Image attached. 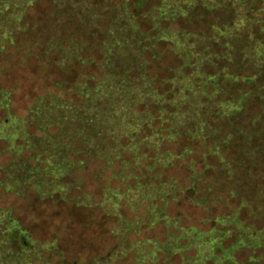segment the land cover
I'll return each mask as SVG.
<instances>
[{"label":"rangeland","instance_id":"obj_1","mask_svg":"<svg viewBox=\"0 0 264 264\" xmlns=\"http://www.w3.org/2000/svg\"><path fill=\"white\" fill-rule=\"evenodd\" d=\"M215 1L179 0L178 4L192 7V4L203 3L212 7L217 6ZM253 1L256 4L252 7L247 0H227L226 4L234 9V20L230 24H219L232 20L229 9L219 8L190 13L162 27L158 25L161 16L171 19L180 10L176 1L169 0L151 16L155 37L173 42L177 53L182 55L183 65L192 72L185 74L180 70V61L170 45H161L156 57L150 52L144 56L149 71L142 72L143 84L137 86L130 80L129 68L120 70L114 59V50L123 47L125 42L119 35L109 36L113 41L105 44L104 74L99 69L101 50L97 43L107 19L90 26L89 21L80 19L81 9L79 14L59 15L52 0H0V92L5 90L0 93V264H183L184 257V264H264V228L257 230L244 225L235 211L229 216L217 217L229 214L232 207L241 204V198L231 194V190L240 185L222 174L221 169L209 170L201 180L198 173L205 171L206 165L203 150L195 142H201L205 157H216L226 165L222 151L230 145L231 135L211 144H207V140L221 137L217 125L222 120L230 121L231 128H236L231 120L243 113L246 101L254 94H263L264 40L255 35V28L264 34V0ZM86 2L94 4L96 12L107 15L103 9L121 0L110 4L108 0ZM155 2L133 0L130 7L134 3L132 8L143 12ZM26 13L28 30L20 33ZM211 25L209 36L176 31L187 28L208 33ZM168 26L171 28H166ZM73 34L78 39H88L85 55L96 60L89 65L74 62L63 71L57 66L60 55L52 48L47 51L46 47L53 35L63 36L55 38L58 42ZM245 34L253 45L245 48L242 55L244 61L256 64L253 74H234L229 66L212 74L203 70L206 63L218 66L214 64L218 60L232 64L236 56L233 42ZM150 38L152 35L142 36L136 45L143 46ZM210 42L219 44L220 52L211 51ZM80 53L81 46L70 43L61 51L60 66L66 69L64 66L76 57L79 59ZM177 67L179 70L169 84L166 78L173 75L170 72ZM149 73L162 92L171 85L172 96L156 93L146 79ZM66 81L67 86L59 83ZM241 83H249L255 90L236 96L232 89ZM75 84L80 86L74 94H68L66 88L72 89ZM247 88L242 86L239 90ZM79 94L84 101L74 103L82 101ZM35 102L37 105L33 106ZM153 104L158 106L155 111L150 109ZM255 110L253 112L257 113ZM76 123L87 133L76 129ZM32 124L39 127L41 134ZM58 126L59 133L53 135L51 132H56ZM79 136L88 149L86 154L93 153L95 157H102L98 158L100 160L72 157L74 151L69 144H78ZM62 140L66 145H61ZM162 144V151H170L175 159L170 166L156 169L154 174L175 179L178 186L177 198L168 204V215L178 220L180 226L210 230L205 235L183 230L181 234H168L166 240L170 221L154 228L150 226L152 222L146 223L147 217L139 221L140 224L134 221L145 211L154 220L153 198L156 195L165 198L174 193L173 182H155L153 169L147 165L150 164L147 155L141 154L142 148H159ZM186 148L191 153L183 155ZM143 150H148L150 157L156 155L154 149ZM77 155L82 156V152ZM158 159L162 161V157H158L156 162ZM115 160L119 167L118 163L114 164ZM254 164L255 173L249 175L250 164H247L237 172L236 178L245 185L243 187L252 185L249 189H260L264 184V166ZM77 168L73 180L80 179L82 183L71 185L65 178ZM195 171L197 176L192 179ZM126 179H133L136 186L127 188L130 181ZM105 189L108 190L103 196ZM83 193L89 197H84ZM83 201L86 205H76ZM248 203L253 209L260 205L258 197ZM121 213L133 220L136 228L132 232L134 227L127 229L130 232L126 234L127 242H132V250H128L129 246H119L127 232L123 230ZM262 213L264 216V210ZM249 218L258 220L254 213ZM216 225L224 229L219 232ZM22 228L36 241L52 246L53 251L43 255L49 247L41 245H34L32 252L21 247L25 254L19 252L20 249L13 251L8 240L15 232L25 234ZM152 239L166 241L157 246L156 242L148 244ZM213 246L214 252L210 250ZM183 250L182 254H169ZM207 251L208 256L211 251L216 257H206L203 253Z\"/></svg>","mask_w":264,"mask_h":264},{"label":"trees","instance_id":"obj_2","mask_svg":"<svg viewBox=\"0 0 264 264\" xmlns=\"http://www.w3.org/2000/svg\"><path fill=\"white\" fill-rule=\"evenodd\" d=\"M112 1L113 0H108L109 4ZM168 1L169 0H156V2L151 4L147 8L146 11L140 12L139 8H137V7L132 8L133 5L135 6L134 3H132V6L130 7L131 2H133V0H121V2L117 3L116 5L111 4L112 6H108L107 8H104L103 11L106 12V14H107V15H105L104 13L96 12L94 4H92V3L88 4L86 2V0H81V1H77V0H52V2L56 6L55 10H57V11L59 10V15H61V13H67V14L74 15L75 13H78L79 9H81V11L83 13H81V11H80V14H81L80 19L83 21L84 20L89 21L90 26L99 23L102 19H107L106 20V26L100 34V42L97 43L99 45L100 50H101V60H100V64H99V67H100L99 69L104 74L103 62L105 60V53H106L105 44L113 41L110 39L109 36L111 35L112 38H114L115 36L119 35L120 37H122L125 40V42H124L123 47L114 50V52H113L114 53V59L116 60V63L119 65L120 70H123V69L125 70V69L129 68L130 80L132 82H134L137 86H142V84H143V82L140 81L142 78V72H144L145 69H148V71H149L147 61L143 60L144 56H146V54L150 52V53H152V56L156 57L158 55V47L161 45H166V44L170 45L171 51L176 54L177 59L180 61V65L178 66L180 68V70L183 69V72L185 74H189L192 72V70L189 67H187L186 65H183L182 55L177 53L175 45L173 42H171L170 40H163L161 37H158V36L155 37L157 35V33L154 31V22H153L151 16L155 11L157 12V10L159 8H163L164 6H166L168 4ZM174 1H176V3L178 4L179 0H174ZM226 1L227 0H216L215 2L217 4V6H212V7L205 6V4H203V3L192 4V7H190L188 5H184L182 3L178 4V5L176 4L180 8L179 13L174 15L171 19L167 18V16H163V17L161 16L160 20L158 21V25L163 27V25L166 23L173 24V23L177 22L179 18L188 17L190 15V13H194V12L201 11V10H207L210 12V10H217L219 8H223L225 10L229 9L232 12V20L230 22L225 20L223 22H220L219 24L220 25H222L223 23L230 24L234 20V9L232 8L231 4H226ZM247 2H248V5H251L252 7L256 4L255 1H253V0H247ZM8 9H12V8H8ZM27 16H28V14L26 13V15L24 16L23 22H22V31L20 33H22L23 31L26 32L28 30ZM120 23H121V26L118 27V24H120ZM144 24L146 26L148 25V27L145 28ZM214 24H217V23H214ZM213 25H211L210 31L208 33H205V32H202V31H199L196 29L189 30L187 28H180V29H177L176 31H186L188 33L209 36L211 34V29H212ZM166 28H171V27L168 26ZM115 31H117V33H114ZM255 31H256L255 35L259 39L264 40V34H262L258 31V27L255 28ZM146 35H149V36L152 35V38H150V41L147 43L141 42V44L143 43V46L136 45L139 38L142 36L145 37ZM76 36L77 35L73 34V35H70L68 38H65L64 40H59L58 42H56L55 38L57 39V38H61L63 36L53 35V37L50 38L48 45L46 47L47 51L50 50V48H52V49H55L56 52L60 55V59L57 62V66L60 69H62L63 71H67L69 69L70 65L74 62H81L83 64L89 65V64L94 63L96 60L92 56H86L85 55V53L88 52V46H89L88 39L85 38V40H81V39H78ZM65 42H66V45L63 44ZM72 42L73 43L75 42L81 46V53L79 55L80 58L78 59V57H76V59H73V61L69 65L64 66L66 68V69H64L63 67L60 66V63L62 62L61 51L63 52L65 49H67L69 47L70 43H72ZM193 42H195V41L193 40L192 43ZM252 45L253 44L250 42V37L248 34L240 36V38H237V40H235L233 42V46H234V48H236V56H235L232 64L225 63L223 60H218V61H215V63H214V64H218V66H215L213 64L211 65V63H206L203 70L206 71L207 73L212 74V73H215L220 68L229 66L230 69L233 68L232 72L234 74H238V75L253 74L257 70L256 64L254 62H251V61H244L243 55H242L244 52V49L248 48V47H252ZM209 46H210V50L213 51L214 53L220 52L221 46L219 44L210 42ZM61 48H64V49L61 50ZM1 63L2 62H0V65H1ZM178 67L176 69H173V71L170 72L173 75L168 76L166 78V81L168 83H169V80L172 79L173 77H175V75L177 74V72L179 70ZM135 73H137L138 75L135 76ZM145 76H146V79L148 80V82L152 85V87H153L152 89H154V91L156 93H158L159 95L166 94V95L172 96L171 93L173 91V88L171 85H170L169 90L162 92L159 89V86H157V84H155V82L153 81V78L150 75V73L148 75L146 74ZM86 77L91 78L90 76H86ZM94 78L96 79L99 77H94ZM136 79L138 80L137 82L134 81ZM59 83H64V85H66V86L68 85L67 81L66 82H59ZM78 86H80V85L75 84L72 89L66 88V92L68 94H70V93L74 94L76 91V88ZM94 86H95V84H94ZM224 86L227 88L230 87L228 84H225ZM242 86H246L248 88L245 90L244 89L239 90V88ZM232 90H234V94L236 96H240L241 93H246V92L248 93L250 91L255 90V86H252L249 83L248 84L241 83V84L235 86ZM2 91H5V90H2ZM7 91L10 94L12 93L11 90H7ZM65 96L66 95H64V99L66 100ZM261 96H262V98H261ZM261 96L254 94L253 98L248 99V101H246V103L243 107V113L240 114L238 117L237 116L234 117L231 120V122L233 121L235 123L236 128H231L230 121L222 120L217 125L221 129V134H222L221 137L220 138L213 137V138H209L207 140V144H211L214 141H219V140L221 141V140L225 139L227 134L231 135L230 145L222 151L223 156L225 158L226 165L221 164L216 157H213V156H210L208 158L205 157L204 156L205 151H204V148L200 144L201 142L195 141V142L199 143V147H201L203 150V157H204V162L206 165L205 171L201 172V174L198 173V175L201 176V180H202V178L204 179L207 176V173L209 170L216 171L218 169H221L222 174H227L233 180H236V182H238L237 185H240L239 188L237 187V188H234L233 190H231V194L234 198H237L239 196V198H241L239 200L241 204L237 207H232L229 214H222V215H218L217 217L224 216V215L229 216L235 211V213H237V215H238V220L241 223H243L244 225H247V226H253L257 230H261L264 228V216L262 213V210H264V196H262V195H264V184L260 189H257V188L249 189L252 185H249L247 187H243L245 185H242L241 180H238L236 178V175H237V172L239 170L243 169L247 164H250L249 175L255 173V167L256 166L254 163H256L258 167L260 165L264 166V91H263V94H261ZM80 97H81V95H80ZM11 99H12V96H11ZM83 101H84V99L82 98V101L74 102V103H80ZM36 105H37V102H35L33 106H36ZM154 105H155V107H154ZM156 105L157 104H153L152 106L150 105L151 107L150 106L149 107L151 110L155 111L156 109H158V106L156 107ZM253 109H256L255 111H257V113H254ZM31 110H33V109H31ZM212 124L215 125L214 123H212ZM157 125H158V123L155 122L154 126L156 127ZM75 126H76V129H79L82 133H87L84 131L83 126L81 124L76 123ZM31 127H35L38 134H41V130L39 129L38 126L32 124ZM260 127L262 130L261 129L257 130ZM72 130H75V129H72ZM59 131H60V127L58 126V129H56V132H54V133L51 132V133L53 135H56L59 133ZM183 137H186V136L184 135ZM183 137H181V138H183ZM77 141H78V144H73V145L69 144L70 146H72L73 151H74V153L73 152L71 153L72 157L75 156V159L79 158V157H82V158L91 157L92 159H90V161L100 160L98 158H102L99 156L95 157L93 153H90V155H88V153L86 154V151L88 149H85L86 145H85V143H82L83 140L80 136L77 139ZM126 142H128V139H126ZM61 145H66V142L64 140H62ZM163 145L164 144H162L159 148H155V147L142 148L141 154L145 153V155H147V158H148L149 163H150L147 165H149L151 167V169H153L152 170V173H153L152 177H153V179H155V182L157 184H159L163 180L173 182L174 183V185H173L174 186V193L170 192L171 194H169L168 197L165 196V198H161L159 195H156L153 198V202L155 205V208L153 209V214H154L153 217L155 218L154 220H152L151 217H149L146 214L147 212L145 211V214L143 216H136L138 218H136L134 221H136L137 224H140V222H143V219L145 217H147V219H149V220L146 223L148 225L151 224V222L153 223V225H150L151 227H153L159 223H165L166 224V222L172 221L173 224H170V222L168 223L170 228H168L166 226L168 229L166 240L168 239V234H173V235L179 234V233L181 234V233H184V231L190 232V233L195 232L196 234L205 235L210 230H208V231L200 230L199 228H197L195 226H191L188 228L184 227V226H180L178 220H176L175 218L170 217L168 215V204L170 203L171 200L177 198L178 186H177V182L175 179H165V178H163V174H154L156 169H158L160 167L165 168V167L170 166L175 159L174 155H172V153L170 151H162ZM62 148H64V146H62ZM143 149H149V150L154 149L156 151V155L153 157H150L149 151L148 150L144 151ZM242 151H245V154ZM78 152L79 153L82 152V156H78L77 155ZM186 153H191V151L188 148H186V150H184L183 155H185ZM228 153L229 154L233 153V155L232 156L228 155ZM126 157H130V156H126ZM158 157H162V159H161L162 161H160L158 159V162H156ZM166 157H169V158H166ZM209 159L212 162H209L208 161ZM130 160H132V158ZM101 161H104V160H101ZM115 163H118L117 167H119V162L117 160H115L114 164ZM262 163H263V165H262ZM192 167L194 168V165H192ZM78 169L79 168H77L75 171L71 172L70 176L65 178L66 181H70L71 185H74L77 182L82 183V181L80 179L73 180V179H75L73 177L76 174V172L78 171ZM196 172L197 171H195L194 175L191 176L192 179L197 176ZM126 181H130V183L127 185V188H133L136 186V183L133 179H126ZM132 181H134V185H133ZM194 186H196V184H194ZM107 190L108 189H105L103 196H105V193L107 192ZM253 191H256V193H254ZM83 194L86 195L84 197H86V198L89 197L87 194H85V193H83ZM211 197L214 198V196H211ZM255 197H258L259 201H260V205L257 207V209H253L252 207H250V205L248 203L251 200L255 199ZM59 198H60V196H59ZM86 198H84V200ZM260 198L263 200V202L260 200ZM60 199L62 200L64 198H60ZM162 199H165V200H162ZM124 200H126V198H124ZM205 203L206 202H204L202 205H205ZM84 204L86 205V203L83 201V202L77 203L76 205L80 206V205H84ZM127 204L129 205L128 202H127ZM199 204H200V202H199ZM141 206L143 207V205H141ZM129 207H130V205H129ZM142 207H141V209H142ZM139 210L140 209H138L137 211H139ZM253 213L255 214V216L257 217L258 220H256V219L251 220L249 218V216ZM121 214L123 217L122 218L123 221L121 222L124 225L123 230L127 231V232H125L124 235L122 236L119 246L120 247L129 246L131 248H129L128 250H132V246H131L132 242H127L128 238H127L126 234H129L130 231L131 232L135 231L136 228H135L134 224L132 223L133 220L131 221V220L127 219L123 213H121ZM129 225H130V227H128ZM132 227H134V229H132L130 231L127 230V229H130ZM136 227L140 228L139 225L138 226L136 225ZM214 227H217V229ZM214 227L213 228L219 232H221L224 229L223 226H220V225H216ZM171 228H173V230H170ZM24 232H25V234L21 233V235H19L17 232H15L12 235V237H10V239L8 240V245L13 251H15V250L18 251L20 249L19 252L25 254L23 251H21V247H25V249H27L28 252H32L31 249L34 248V245H36V246L41 245V246H48L49 247L46 251H44L43 255L46 252H52L53 251L54 248H52V246L48 245L47 243H40V242L36 241L32 237V235L29 233V231L24 230ZM233 234L237 235V233H235V232ZM166 240L152 239V240H149L147 242H148V244L150 242H156V246H157V245H160L161 243L165 242ZM218 242H219V240H218ZM151 245L153 246V249H154V245L152 243H151ZM214 246H215V244H214ZM214 246L212 247V249H210L213 252L215 250ZM194 251L197 252V250H194ZM211 251H210L209 256H208V251L203 253V254L206 255V257L208 256V258H211V257L215 258L216 254L213 253V256H212ZM183 252H185V250L180 251V252L172 251L169 254L171 256H174L176 254H182ZM161 254H163V253H161ZM161 254H160V256H161ZM198 254H200V253H198ZM160 256L158 257L159 260L161 259ZM185 258L186 257L183 258V264L186 261ZM47 259H49V258H47ZM50 260L51 259H49V261ZM97 262H99V261H97Z\"/></svg>","mask_w":264,"mask_h":264}]
</instances>
